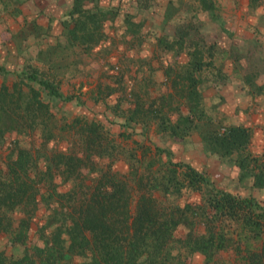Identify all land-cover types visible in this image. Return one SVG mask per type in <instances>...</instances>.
I'll return each mask as SVG.
<instances>
[{
  "label": "rangeland",
  "instance_id": "374dc122",
  "mask_svg": "<svg viewBox=\"0 0 264 264\" xmlns=\"http://www.w3.org/2000/svg\"><path fill=\"white\" fill-rule=\"evenodd\" d=\"M249 1L255 17L247 14V22L254 25L234 61L240 72L255 73L252 76L258 75L263 83L264 0ZM5 18L0 15V24ZM20 27L0 25V103L5 102V109L0 104V264H264L260 235L236 220L212 221L204 213L208 192L186 186L184 169H174L167 162L171 154L178 160L189 156L200 170L204 163L197 153L193 156L171 141L184 136L161 129L169 127L167 120H175V109L164 104L157 111L148 93L141 94L143 101L135 93L117 95V88L108 86L116 80L103 84L94 78L97 62L88 64L90 78L83 75L76 86L69 43L64 42L61 52L46 62L22 60L15 52L17 46L1 44L14 39ZM32 73L57 88L61 96L48 94L23 75ZM221 73L220 68L214 69L217 78ZM223 126L207 130L200 139L196 133L189 136L188 143L194 147L206 144L211 157L205 164L213 172L224 154L216 141ZM19 150L31 156L28 177L20 170L21 179L10 174ZM232 154V160L242 159ZM45 155L56 156V165L41 175ZM68 155L75 157L69 176L59 163ZM257 164L264 171L262 159L249 158L243 173ZM237 170L231 169L223 182L237 183L238 179L232 181ZM216 175L219 178V172ZM5 179H11L10 192L1 184ZM98 188L106 206L96 213L93 208V216L109 230L103 234L101 228L91 231L87 225L73 242L75 209L81 200L92 199ZM261 189L255 190L259 200L264 198ZM84 239L85 247L78 242ZM204 241L212 242L207 252L199 249Z\"/></svg>",
  "mask_w": 264,
  "mask_h": 264
},
{
  "label": "crops",
  "instance_id": "0c3cea01",
  "mask_svg": "<svg viewBox=\"0 0 264 264\" xmlns=\"http://www.w3.org/2000/svg\"><path fill=\"white\" fill-rule=\"evenodd\" d=\"M247 14L255 17L249 0H0V15L6 17L0 25L12 29L21 24L17 36L1 44L13 43L22 60L39 64L69 43L76 86L83 75L90 78L88 64L97 62L94 78L103 84L116 80L108 86L117 88V95L135 93L143 101L141 94L148 93L157 111L164 104L175 109V120H167L169 127L161 129L184 136L171 141L193 156L197 153L204 163L200 170L189 156L178 160L168 153L167 162L188 163L212 180V185L196 190L209 194L214 185L258 199L255 190L264 186L253 185V174L261 167L243 173L240 160L231 159L234 152L245 161H264V82L252 76L255 73L240 72L234 61L254 25L247 22ZM217 68L222 70L220 78L214 74ZM218 124L243 127L248 140L230 156L221 154L213 172L206 168L211 157L206 144L194 147L188 142L191 133L200 139ZM231 169H238L232 181H239L223 182Z\"/></svg>",
  "mask_w": 264,
  "mask_h": 264
},
{
  "label": "trees",
  "instance_id": "16d2710c",
  "mask_svg": "<svg viewBox=\"0 0 264 264\" xmlns=\"http://www.w3.org/2000/svg\"><path fill=\"white\" fill-rule=\"evenodd\" d=\"M25 75L26 78L36 81L39 83L43 88L47 91L48 94L60 97V91L53 87L51 84L41 80L38 76H34L33 74ZM4 100H2L1 109H5L3 106ZM5 104V102H4ZM224 131L217 132V146L221 149H223V155H227L232 152V150L239 149L240 147L244 146L247 143L248 140V134L247 131L243 127H237V126H223ZM45 169L41 170V175L47 174L49 170L51 169L52 165H56V156H49L45 155ZM74 156L68 155L66 157H63V159L59 160V163L65 167L67 171V175L73 174L72 169L74 168ZM245 157L242 158L239 162V166L242 169H246L247 162L245 161ZM12 166L10 169V174H12L11 177H19L21 179L20 170H22V173L27 172V167L31 165V156L29 153L26 152V150H19L18 156L13 160ZM168 163L173 167L176 168H183V176L186 183V186H189L193 190L201 188L202 185H212V180L204 173L196 170L194 167H192L190 164L182 162V161H172L169 160ZM246 163V164H245ZM260 168V166H259ZM248 171V170H247ZM253 171V170H252ZM6 177V178H11ZM37 177V174H35V177ZM254 181L253 185L257 187H263L264 186V171L262 168H260V171L253 174ZM32 177H29V180H32ZM39 179H41V176H39ZM6 181L1 182V184L5 187L6 190L12 188V182L11 179H5ZM34 180V179H33ZM25 182V181H23ZM51 183H49V186ZM29 188L32 189L31 185H28ZM23 188L26 189V184L23 185ZM8 192H10L8 190ZM38 190L33 191L31 193V197L37 193ZM50 197V195H49ZM105 195L102 192L101 188H98L97 193L95 196H93L92 199L89 200H81L80 204L77 206V209H75V212L78 214V219L75 220L76 224L73 229V242L75 241L74 236H77L79 232L82 231L81 228L86 227L87 225L91 229V231H98L97 229L101 228L100 230L103 231V234L107 233L109 228L105 225H103L102 220H100L99 217L93 216V208H95V212L97 209L102 210L104 206H106L103 199H105ZM103 201V202H102ZM205 214L211 216L212 221L220 218H229L232 220L239 221L243 225L247 226L248 228L254 230L257 234L260 235V237L264 240V201L259 200L257 198L253 197H241L239 195L231 194L225 189H220L218 187H212L211 192L207 195L206 201H205ZM200 208V206H199ZM202 208V207H201ZM74 215V214H72ZM91 215L93 218H91ZM81 224V226H80ZM84 237V236H83ZM48 241V240H47ZM212 241V240H211ZM79 245L85 247L87 245L86 240L79 241ZM209 241H204L202 246H199V249L202 252H207L209 249H211ZM264 243V241H263ZM86 244V245H85ZM57 245L60 246V248H64L63 244L57 243ZM71 247L74 246V243H71ZM214 248V247H213ZM264 250V247H263ZM133 254V252H132ZM118 258V256H117ZM116 259V258H115ZM117 263H119L117 261Z\"/></svg>",
  "mask_w": 264,
  "mask_h": 264
},
{
  "label": "built area",
  "instance_id": "2783aa9c",
  "mask_svg": "<svg viewBox=\"0 0 264 264\" xmlns=\"http://www.w3.org/2000/svg\"><path fill=\"white\" fill-rule=\"evenodd\" d=\"M222 131H224V127H223Z\"/></svg>",
  "mask_w": 264,
  "mask_h": 264
}]
</instances>
